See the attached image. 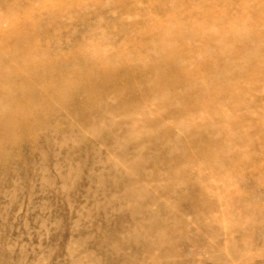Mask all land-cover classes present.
Instances as JSON below:
<instances>
[{
	"label": "rangeland",
	"instance_id": "obj_1",
	"mask_svg": "<svg viewBox=\"0 0 264 264\" xmlns=\"http://www.w3.org/2000/svg\"><path fill=\"white\" fill-rule=\"evenodd\" d=\"M0 264H264V0H0Z\"/></svg>",
	"mask_w": 264,
	"mask_h": 264
},
{
	"label": "bare ground",
	"instance_id": "obj_2",
	"mask_svg": "<svg viewBox=\"0 0 264 264\" xmlns=\"http://www.w3.org/2000/svg\"><path fill=\"white\" fill-rule=\"evenodd\" d=\"M245 34H247V33H245ZM245 37H247L246 35H244ZM226 37V36H225ZM224 37V38H225ZM241 37H243V35L241 36ZM226 39V38H225ZM220 41H222V37H221V40ZM219 41V42H220ZM130 67V66H129ZM22 121V120H21ZM27 121V120H26ZM141 192V191H140ZM148 192V191H147ZM143 193V192H142ZM146 193V192H145ZM149 193V192H148ZM147 193V194H148ZM151 194V193H150ZM142 195H144L143 196V198L145 197V194H142ZM149 195V194H148ZM137 196V195H136ZM140 196V195H139ZM140 197H142V196H140ZM146 198V197H145ZM150 212V211H149ZM149 215H150V213H149ZM152 216V215H151ZM150 216V217H151ZM145 217V216H144ZM153 218H155V217H153ZM168 218V217H167ZM153 221V220H152ZM149 223V222H148ZM155 223V222H154ZM151 224V223H150ZM150 224H149V227H150ZM157 226H158V224H157ZM152 227V226H151ZM151 227H150V229H151ZM141 228V227H140ZM139 228V229H140ZM163 228V227H162ZM145 229V228H144ZM146 230V229H145ZM148 230V229H147ZM141 230H135L134 231V235H133V239H132V242H130L131 244H130V250L132 249H135V251L137 252V254H139L140 256H142V258L143 257H146V255L148 256V254H151V251H153L152 249L156 246L157 247V243H155L154 242V240L152 241L151 239H149V240H147L146 239V236L143 238V237H141L140 235H139V233L138 232H140ZM144 231V230H143ZM145 232H147V231H145ZM143 233V232H142ZM148 233H152V232H148ZM147 234V233H146ZM152 236V235H151ZM147 237H149V236H147ZM161 240V239H160ZM160 240H159V242H160ZM172 243V242H171ZM167 244V243H166ZM173 244V243H172ZM165 247V246H164ZM161 248V247H160ZM160 248H157V250H159ZM169 250H172L173 248H171L170 249V247L168 248ZM168 250V251H169ZM160 251V250H159ZM171 252V251H170ZM173 252H174V250H173ZM159 253H161V252H159ZM162 253H164V252H162ZM167 254V253H166Z\"/></svg>",
	"mask_w": 264,
	"mask_h": 264
}]
</instances>
